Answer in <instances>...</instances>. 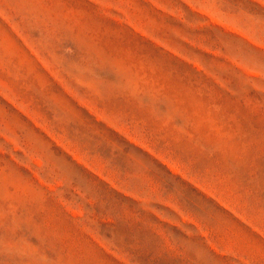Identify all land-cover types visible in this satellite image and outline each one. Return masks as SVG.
Segmentation results:
<instances>
[{"label":"rangeland","instance_id":"374dc122","mask_svg":"<svg viewBox=\"0 0 264 264\" xmlns=\"http://www.w3.org/2000/svg\"><path fill=\"white\" fill-rule=\"evenodd\" d=\"M0 264H264V0H0Z\"/></svg>","mask_w":264,"mask_h":264}]
</instances>
